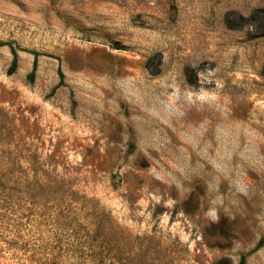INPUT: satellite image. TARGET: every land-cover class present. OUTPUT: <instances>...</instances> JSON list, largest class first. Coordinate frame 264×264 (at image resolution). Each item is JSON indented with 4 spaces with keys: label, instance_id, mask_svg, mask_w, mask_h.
<instances>
[{
    "label": "rangeland",
    "instance_id": "rangeland-1",
    "mask_svg": "<svg viewBox=\"0 0 264 264\" xmlns=\"http://www.w3.org/2000/svg\"><path fill=\"white\" fill-rule=\"evenodd\" d=\"M0 264H264V0H0Z\"/></svg>",
    "mask_w": 264,
    "mask_h": 264
},
{
    "label": "trees",
    "instance_id": "trees-1",
    "mask_svg": "<svg viewBox=\"0 0 264 264\" xmlns=\"http://www.w3.org/2000/svg\"><path fill=\"white\" fill-rule=\"evenodd\" d=\"M13 60H12V63L7 71V74L8 75H12L15 71H16V68H17V56H16V53L13 51ZM33 74L34 72L32 71L31 73V78H33Z\"/></svg>",
    "mask_w": 264,
    "mask_h": 264
}]
</instances>
